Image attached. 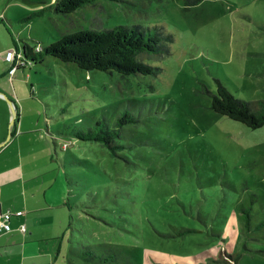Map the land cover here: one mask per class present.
I'll use <instances>...</instances> for the list:
<instances>
[{"label": "rangeland", "instance_id": "1", "mask_svg": "<svg viewBox=\"0 0 264 264\" xmlns=\"http://www.w3.org/2000/svg\"><path fill=\"white\" fill-rule=\"evenodd\" d=\"M55 3L0 0V54L116 25L170 35L166 52L146 59L155 73L132 76L131 85L115 71L52 56L18 68L13 78L0 67L2 93L45 122L60 169L84 184L70 187L71 201L82 192L88 204L71 211V264H264V126L210 108L217 81L238 98L264 101V0H144L137 7L97 0L67 14ZM123 110L135 121L122 127L120 142L131 145L119 151L122 158L96 142L82 151L71 143L74 128L86 130L100 117L112 128ZM56 129L63 134L51 133ZM81 156L91 163L76 165ZM131 176L139 182L133 191L123 181ZM92 196L95 207L87 203ZM131 208L133 233L126 230ZM93 236L118 250L115 258L99 262L105 255L96 252L87 256L96 262L80 260L74 250Z\"/></svg>", "mask_w": 264, "mask_h": 264}, {"label": "trees", "instance_id": "2", "mask_svg": "<svg viewBox=\"0 0 264 264\" xmlns=\"http://www.w3.org/2000/svg\"><path fill=\"white\" fill-rule=\"evenodd\" d=\"M97 0H56L54 10L60 13H71L78 8H81L88 4H93ZM116 2H121L129 5L139 6L144 3V0H112ZM170 38V35L163 36L157 29L147 26L139 25H116L111 29L99 30V29H81L72 33L63 34L56 41L50 43L48 46L40 47L39 50H35L37 45L29 46L27 43L23 42V50L21 49L22 59L26 61V66L28 63H37L42 60L45 56L55 57L63 62L75 63L78 67L83 69H97L100 71L117 72L122 79H124L125 85H131V77L137 75H147L154 74L157 67L148 63L146 59L150 56L158 55L161 52H166L165 41ZM166 39V40H165ZM147 56V57H143ZM23 68V67H21ZM216 93L211 94L210 108L215 112L224 115L230 119L240 121L251 128H258L264 126V101L262 99L246 101L241 98L234 96L224 85L217 81ZM134 116L128 111L123 110L116 118L115 123L112 128L107 126V122L104 117L98 118L94 124L88 127L86 130L81 128H74L70 134V139L72 144H75L77 149L82 151L83 147H87V142H96L97 145L105 147L109 154L113 157L122 158L120 150L126 149L131 146L129 144H124L120 142L122 127L128 123L134 122ZM50 133V131H49ZM51 133L62 135L61 129H56ZM94 144V143H93ZM54 147L57 145L53 142ZM67 147V146H66ZM55 154H57L55 149ZM64 162V161H62ZM90 161L87 158L78 157L76 165H87ZM91 163V162H90ZM72 163V160L70 161ZM64 166V164H62ZM65 180L70 189L71 186H76L78 184L84 186V184L79 183L78 180L81 178L77 176L76 178H71L69 174L65 172ZM123 180L125 184L131 183V191H133V185H138L139 182L132 180ZM127 190L130 189L127 188ZM71 192L69 194V205L72 210H83L88 207L87 203H91L93 207L96 206L95 198L92 196L88 201L87 205H84L82 199V192L75 194V200L71 201ZM120 197H125L124 193L121 191ZM131 197V192H130ZM123 205L120 204V208ZM124 209V208H123ZM134 208H131V216L133 215L134 220L131 219V224L128 232H135L137 229L138 219L137 214H135ZM248 211V209H243V211ZM127 211L128 209H124ZM93 218H97L101 221L100 216L94 214ZM249 214L245 219V224L249 225ZM124 225H127L129 221H122ZM111 224V222H107ZM96 238L91 239L90 242L86 240L82 243L80 242L79 249L75 252L81 257L80 260L85 262L97 261L94 259H88L89 257H98L97 253H102L105 255L99 262L106 261L107 255L111 253V257L115 258L118 253L111 251L108 246H102ZM97 252V253H96ZM120 256H127L131 260V255H128L122 251H119ZM204 264V263H203Z\"/></svg>", "mask_w": 264, "mask_h": 264}, {"label": "crops", "instance_id": "3", "mask_svg": "<svg viewBox=\"0 0 264 264\" xmlns=\"http://www.w3.org/2000/svg\"><path fill=\"white\" fill-rule=\"evenodd\" d=\"M3 55L0 67L5 72L8 62ZM5 84L3 80L0 92L8 93ZM13 102L17 114L11 137L0 147V214L12 213L11 230L0 232V264H71L70 189L58 163L63 164L62 158L55 147L52 152L45 122L33 110ZM9 114L0 95V142L8 132Z\"/></svg>", "mask_w": 264, "mask_h": 264}, {"label": "built area", "instance_id": "4", "mask_svg": "<svg viewBox=\"0 0 264 264\" xmlns=\"http://www.w3.org/2000/svg\"><path fill=\"white\" fill-rule=\"evenodd\" d=\"M39 45L36 46L35 50H39ZM20 49H8L4 55L3 59L7 61L10 65L8 67V73L13 74L18 68L25 67L26 61L23 60ZM65 146H67L65 144ZM22 211H17L16 214H21ZM12 213L10 211H5L0 214V232H8L11 230L10 217ZM24 229V225H21V230Z\"/></svg>", "mask_w": 264, "mask_h": 264}, {"label": "water", "instance_id": "5", "mask_svg": "<svg viewBox=\"0 0 264 264\" xmlns=\"http://www.w3.org/2000/svg\"><path fill=\"white\" fill-rule=\"evenodd\" d=\"M23 50V49H22ZM0 95L3 96V98L7 101L8 105H9V108H10V113H11V116H10V120H9V124H8V133H7V136L6 138L0 142V147L3 146L11 137V130H12V127L14 125V121H15V118H16V107H15V104L12 100L8 99L7 96L0 92ZM67 145V143H65Z\"/></svg>", "mask_w": 264, "mask_h": 264}]
</instances>
